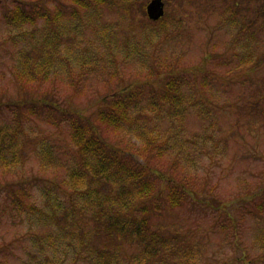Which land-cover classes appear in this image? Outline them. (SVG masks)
<instances>
[{
  "label": "rangeland",
  "instance_id": "1",
  "mask_svg": "<svg viewBox=\"0 0 264 264\" xmlns=\"http://www.w3.org/2000/svg\"><path fill=\"white\" fill-rule=\"evenodd\" d=\"M19 1L35 0H0V137L18 136L22 156L17 166L0 164V264H93L97 256L109 264H240L245 254L264 264V211L248 203L255 193L264 200V0H163L156 22L145 12L150 0H45L61 13L57 21L9 27L4 14ZM41 55L53 59L47 80L18 76L21 58L31 65ZM113 91L128 94L118 128L98 119ZM47 101L84 112L125 155L154 143L144 161L193 196L170 208L166 184L144 173L156 186L144 204L126 198L132 181L105 176L90 175L73 192L69 174L82 156L65 121L53 126L32 114L46 112L34 105ZM133 208V220L146 219L144 233L180 250L149 256L142 248L156 247L152 238L117 239L104 232L106 212L93 219L99 209Z\"/></svg>",
  "mask_w": 264,
  "mask_h": 264
},
{
  "label": "trees",
  "instance_id": "2",
  "mask_svg": "<svg viewBox=\"0 0 264 264\" xmlns=\"http://www.w3.org/2000/svg\"><path fill=\"white\" fill-rule=\"evenodd\" d=\"M54 2L57 0H53ZM97 3H105L107 0H94ZM73 3L87 7V5L82 4L81 0H72ZM52 10L49 9L47 2L45 0H35L31 3L26 2H15L14 6L10 8L4 14V22L7 26L17 27L26 24L34 25L38 21H51L58 19L61 13L54 14ZM75 12L72 11L71 16H75ZM232 18H234L232 16ZM235 23L237 18L235 17ZM241 29L244 26L238 21ZM239 35H236V39ZM44 51V50H42ZM41 55L36 63L30 65V63L25 61L17 65L21 68L18 76L22 79H27L30 82L44 81L50 76V72L53 65V59ZM39 83V82H38ZM72 83H70L71 85ZM126 89V88H124ZM123 91V90H122ZM121 91V92H122ZM111 104L109 110L100 111L98 115L99 122L103 126L118 128L121 125L122 120L126 119L127 104L124 98L128 97V94L112 92ZM46 101V100H45ZM106 104V103H105ZM34 106L47 108L46 112L43 114H36L32 112L33 115H38L44 119V121L53 126H60L63 121H65L69 127L70 139L74 145L77 146L80 155L82 156V162L79 167L73 169L70 176V188L73 192L80 191L82 185L86 182L87 178L91 175L93 179L105 176L106 179L112 183L121 182L123 180H128L133 182L135 185L130 187L126 193L128 196L126 198H135L138 202L145 203V199L150 197L155 191V183L149 179L142 178L143 173L146 175L152 174L159 177V179L166 184L164 187V200L165 204L170 208L179 207L184 204V201L188 196H193L190 190L186 187L184 182H179L173 177L166 175L164 173L157 172L155 168H152L150 164L144 161V157L141 153H146L148 155L154 154L156 152L155 144L148 141L145 146L138 150V154L132 152L130 149L126 153L115 148L113 143L108 142L101 134L99 126L95 125L81 110L77 109H67L60 108L57 101H47L42 105L38 103ZM126 106V107H125ZM44 108V107H43ZM9 134H7V138ZM5 137H0V164L3 167H10L11 165H19L17 163L20 159L21 154L18 152L20 148L18 144V136L9 137V142L5 144ZM5 146V147H4ZM5 149V150H4ZM7 151V152H4ZM6 154L10 156V162H6ZM22 157V156H21ZM15 158V159H14ZM43 162L48 164L45 160L47 157H42ZM16 160V161H15ZM125 193V194H126ZM256 193L251 196V200L248 203L256 208L257 210L264 211V200L255 197ZM193 199V198H192ZM257 199L259 201L257 202ZM120 204L116 206H125V202L121 199L118 200ZM197 201L192 200L190 203H196ZM206 205H212L211 202H205ZM188 205V204H187ZM216 208V207H215ZM127 209V207H126ZM138 209H132L129 213L125 210L124 215L122 213H111L109 211H102L99 209L93 214L95 221L104 219L103 214L106 212L107 222L104 226V232L109 236H114L117 239H129L130 241H138V243H145V239L152 238V244H156V247L144 244L143 250H147L150 253L149 256H154L156 254L157 248L169 249L173 251H179L178 248L174 247L168 241H165L163 237L158 234L143 232L142 226L146 224V219L142 218V222L138 223L133 220V212ZM155 210V209H154ZM144 212L147 210H143ZM235 222V219H233ZM236 230V227L234 228ZM257 240L264 244V230L261 228L258 230ZM157 238V239H156ZM140 241V242H139ZM258 244V243H257ZM188 256V252L185 253ZM193 261L195 259V253H192ZM148 257V254L144 255ZM236 262L240 264H254V259L246 256L238 257ZM184 262L181 264H190L187 260L183 259ZM93 264H109L111 261L109 257L97 256L93 260ZM112 264V263H111Z\"/></svg>",
  "mask_w": 264,
  "mask_h": 264
},
{
  "label": "water",
  "instance_id": "3",
  "mask_svg": "<svg viewBox=\"0 0 264 264\" xmlns=\"http://www.w3.org/2000/svg\"><path fill=\"white\" fill-rule=\"evenodd\" d=\"M164 2L162 0H150L146 5L147 17L152 21H157L164 16Z\"/></svg>",
  "mask_w": 264,
  "mask_h": 264
}]
</instances>
